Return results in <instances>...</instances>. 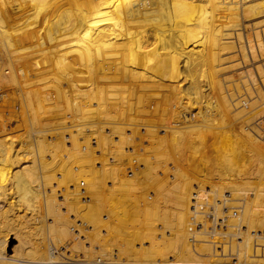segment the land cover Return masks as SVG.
<instances>
[{"label": "rangeland", "instance_id": "rangeland-1", "mask_svg": "<svg viewBox=\"0 0 264 264\" xmlns=\"http://www.w3.org/2000/svg\"><path fill=\"white\" fill-rule=\"evenodd\" d=\"M68 4L69 3L63 4V7L64 8L66 7V8L65 9L63 7L62 8L65 11L66 10H72L74 8L73 6H72L73 8L71 7V3L69 4L70 7ZM62 8H61V11L63 10ZM80 8L83 9L84 7H80ZM244 24H247V23H244ZM250 38L253 40L252 36ZM232 40H234V42H235V39H232ZM252 43H253V41H252ZM234 50H237L236 46H235ZM29 52H30V54H29ZM29 52H26V54L25 53L22 54V55L25 54L24 62H23L24 57L22 55L20 56V54L16 55V56H19V58L18 57L16 58L15 54H13L15 56V58H14L15 60H13V59H9L7 52L1 53V55L3 54V59L0 62V81H1L0 82V120L2 121V119H3V122H5L4 126L6 127V128L4 127L2 129V131L0 130V140L3 141L5 139L6 140L8 139L9 141L5 142L6 145H8L9 144L8 142H10V141L12 142L16 137L17 139H19V141H17V140H16V142H15V140L13 141V144L15 145V146H13L15 149L13 148V150H17L18 148H20L19 152H20V150H22V151L34 150V152L37 150V153L39 154L40 161H41V162L39 161L40 164L38 161H37V163H38V166L39 165L42 166L41 169L40 168L38 169V171L36 169L34 170L36 177L40 176L41 179L39 178L37 180V182L35 183V185L33 184V187L35 188V190H37L38 195H39V199H40L39 203H36V205L39 207V209L37 211H35L32 214L33 215L32 216V215H30L31 213H28L24 209H21V206L16 205L15 206L16 208H14V210L10 214L11 216L9 215V217H8V219H9L8 224L9 225L7 226L8 227L7 231L10 234L7 231L6 232H7V234H9V237L13 238L15 235H18L19 238L22 239L26 235L27 236L26 242L29 241V243H30V244L27 243L28 245H26V243H25L24 246L27 247L28 249L31 247V249H29L30 250L29 255L34 257V258L31 259L30 256L28 257V253H25V255L22 253L23 258L27 261L28 264H34L32 262H35V261H41V262L45 261V257H46L45 254L41 253L43 251L42 249H44L43 248L44 246L47 250L46 251L47 257L51 256L54 258V260L56 262L58 261L57 263H54V264H69V263L72 264L69 261V260H71L70 259L71 256L73 259L76 258L75 261H77V258H83L86 260H95L97 258L111 260L112 257L113 258L115 257V258H118V259H116L118 261H125V262H130V263H135V264L148 263L152 260L154 261L157 259H163L166 256H170V257H173L175 259V260H173L174 263H172V264H205V262H208L209 260H211L213 258L214 252H213L212 246H210L209 243L203 242V243L199 244L198 246H194V248H193L190 246V244L187 241V238H188L187 228L189 226V220H190L191 216L196 218V219H200V217L198 215H197L198 217L196 216V214H197L196 212H194V214H193V212L190 210L191 209L190 208L191 207V199H193L192 195L195 193L199 194L198 196L196 195V197H195L196 205L198 206V208H196V210L199 213H201L199 210H201V208L204 210L206 205H210V206L212 205L214 208V212L218 211V209L221 208L220 205H228L229 210L231 209L232 212H235L234 213L235 217L230 216V218H229V224L231 225V227L232 226L234 227V231L232 232L233 238L231 237L232 241H231L230 250L232 251V253H236L238 258L253 256L252 244L254 243L255 239H253L254 237L250 236V232L251 231L258 232V231L264 230V226H262V224H264V223H262V220H264V144H262L259 140L257 141V139L255 137H253L251 134H248L246 131H244V126H245V124L246 125L248 124V121L246 120L245 123L244 122L241 123V122H239L240 121L239 119L236 120V117H234V113H231V105L229 104L230 110L227 107L228 104L226 105V103H229L228 101H230V98L234 99V98H236V95L238 96V91L235 87L233 88V86L235 83H238V81H239L238 85L237 84H235V85L241 87L240 82H242V80L240 79V76H242V75L237 73V75L239 77L236 76L234 78L232 76V78H230V79H233V80H231L233 82L230 81L231 85H228V87H227V85H225L224 87L222 86V89L221 88H220L221 90L216 89V92H211L213 90H210L209 95L206 96L207 98L204 97L205 95L202 96L203 100L200 99V102H199L201 105L199 104V106L196 107V109H200V106L202 108L203 107L202 102L206 99L210 103L213 102L214 104H216V106L219 109V112H218V114H215V111H213L214 113L212 115V119L214 122H212V123L214 125L216 124V122L223 124L221 126H223L224 130L219 129L218 131L220 133L225 131L226 132L225 135L221 136L218 139H214V140H217L216 145H215L214 140L211 139L212 143L211 142L209 143L210 139H208V140L205 139V141L208 142V144H209V145H207V143L204 141V136L200 135L202 137V140L199 141L200 144L194 145L193 143H190L188 146L186 145L187 147L180 145V148L176 151H173L171 148L166 147L164 150L165 151L164 154L166 155V153H168L166 155V159H167L166 161L168 162V160H169V162L167 163L165 161V163H167V166L165 164L160 163L161 166H159L158 170L153 174H149L148 168L146 169V167H148V166L144 165L145 166L144 167L142 164H140V163H142V160L144 158H146V159L148 158L147 162L152 161L151 162L152 164L150 162H148L151 164L149 166L153 167V164L157 163L154 160V158H155L154 152L152 153V151H148V150L146 151V149H145V147L147 149L149 147L148 142L149 143L152 141L154 142V140H157L158 142L160 140L165 141L167 139V135L169 134L168 130L169 129L172 130L171 127L173 128L174 126L176 127V125L177 126L182 125L183 121H182L181 116H180L181 120H180V118L176 119L174 117L179 116V114L181 112H184L188 115L189 113L195 112L196 109L195 108L194 109L188 108V107H190L189 105H191L190 101H188L189 104H187L188 102L186 103V99L182 98L183 97L182 94H181L182 97L179 98L181 96L180 93H182L181 92L182 87L181 86L178 87L177 83H173V84L170 83L171 84V86H170V84L166 85V84H162V83L159 84V82H153L151 84V87L147 90L146 89L141 90L140 88H138L135 85H126V87L124 86L125 88H123V90H122V88L119 87L121 92L119 90H113L112 91L109 88L108 89L106 88V91H108V94H111V93L116 94V96L114 97L115 99L122 98V96H125L127 99H131V100H128L129 105L127 106V108H125V111L128 110L129 106H131L130 108H132V109L130 111H127L126 114H127V116L131 115L133 117H136L137 112H139L137 115V118L141 117L140 119L142 120V123H143V124H141V120H140L139 121L140 124H139V126H137V125H128L127 120H121L120 121V119L119 120L117 119L116 120L117 122L116 121H115L116 123L114 122L115 126H117L116 124H118L122 130L125 129L123 131V134L124 135L126 134L125 137H127V135L130 133V132H128L129 127L133 126L129 130L132 132L134 130V132H135V134H133L134 132L133 133L131 132V134L133 136V142L135 141L134 144L136 142L140 143L138 145L137 144L134 145L133 143H131V144H129L130 146L128 144H124L125 146L123 145L122 150H123V152L125 151V153H122L123 156L120 155L121 156V157L119 156L120 158L118 156H117L118 158L114 157L115 155L114 156H112V155L107 156V154L105 152L103 153L102 151L98 150L99 151L98 152V158L103 157V158H101L102 160H104L105 157L108 159L111 158V161L109 162L108 166L112 167V168L117 167V168H119L118 170L121 169L120 171H117V172H119L118 178H121V180L124 181L125 185L121 186V187H116L115 185H112V183H113L112 181H114L112 177L107 176L106 179L108 178V180H106L105 177H104V179L102 178L103 176L96 178V176H95L96 174H94V176H95V178H94L93 174H90V172H89V171H92L91 173H93L94 171L99 172L103 167V165L101 163L103 161L101 159H100V162L97 160L98 159L96 157L97 151L94 149L95 147L92 145V139H95L98 137V135H97L98 130H99L98 128H102L105 136L110 135L109 129L108 130L106 129L107 126H105V124L103 125V122L100 123V120H98L97 118L94 117V119H91L92 120L91 122H93V120L95 121L92 123L94 126V127L92 126L94 130L91 128L92 131L89 132L88 137H87V135L86 136L82 135L84 137H82L81 135L77 136V138L80 137V138H78L79 143L81 142V143L85 144V142H88L86 147L88 150L91 151V153H90L91 155L88 156L86 162H82L80 165L78 164L79 160L75 159L78 161L77 164L80 166V170H78V171H77V166H75L76 161L72 160V158L74 159V155H75V151L70 146L71 145L70 140L72 139V135L70 134V132H68L70 129L67 131L66 129L64 130V128H63V127H65L64 122H69V125H70V123L73 125L77 121L76 117L78 116L77 118H79V115L74 111L75 107L73 106V103H75L74 102L75 100H70L71 99L70 98L69 101H67L69 103H67L64 99V96H68V95L72 94L71 88L69 89L70 85L69 84L65 85L69 81L70 76L72 75V71L70 69H66L57 75L53 71L54 70H56V72L60 71V67L57 68L55 66L56 64L53 63V64H49L53 67L51 68V66H49V68H48V66H47L46 62L43 60V58H42L43 61H41V57H38V56H40V53L35 54V53H33V51H29ZM59 52H60V54L63 53V51H59ZM232 54H235L234 59H236V62H234V63H240L239 66L235 67V68H238V70L240 71L239 68L242 67L244 64L240 62V56L238 55L239 58L237 57L238 53L236 54V52H234ZM6 57L8 60L6 59ZM26 58H28V59H26ZM38 58H40L39 62H38ZM21 59H22L23 64L22 63L20 64ZM35 59L37 60L39 65H37L36 61L35 62L33 61ZM7 61H8V63H10V66H12V69L9 66V64L6 63ZM10 61H12V63L15 62L14 63L15 68L13 67L14 64L12 65ZM237 61H239V62H237ZM27 62L31 63V65H29V63H27ZM33 62H34V64H33ZM41 62L44 64V66L42 65ZM251 62L252 61L247 60L245 63V66H243L242 69H245V70L248 69L246 71L249 74H251V72L252 73L254 72V74H252V75L255 76L256 71L253 69L251 70V66H250ZM16 63H17V65H16ZM261 63H264V59L261 60ZM24 64H26L27 67ZM32 64H33V66H32ZM241 64H243V65L241 66ZM85 65H86V63L79 64L77 66V71H80V69H84ZM28 66L29 67L32 66V67H30L31 71L29 70ZM16 67H18V68L16 69ZM23 67L25 68V70H23L24 69ZM18 69H19V71H16ZM26 69L30 72H28ZM12 70H15V71H12ZM233 70H234V67L229 68V70H228L229 72L227 70L225 72L222 71L223 73L219 72L218 74L221 77L218 78V76H217L216 80L219 79L218 81L220 82V81H223L225 79L229 82V80H230L229 76L232 75V73L235 71L238 72L237 69L235 71H233ZM249 70H251V72ZM25 72H27V74ZM17 73H18L19 77L17 76ZM29 73L31 75H29ZM56 75H57V77L55 78ZM13 76H14V78H13ZM21 76H22V80L20 81L19 78H21ZM68 76H69V78H68ZM58 78H60L61 80L59 79L60 80L59 81ZM66 78H68V79H66ZM8 80H9V82H8ZM24 80H27V81H25L26 82V88L21 87V86H25ZM79 80H80V83H84V82L86 83V81H88L87 76H83V75L82 76L80 75ZM17 81L21 82V86H20V83L18 84ZM22 83L24 85H22ZM61 84H64V87ZM158 84L160 86V89H159ZM175 85L177 86L178 89L175 87ZM27 86H29V87H27ZM132 86H134L136 88H134ZM154 86L156 87V89ZM165 86H168V87L165 88ZM58 87L60 90L57 89ZM129 87H131V88H129ZM65 88L67 89V92H66ZM169 88H170V90H169ZM223 88L228 91L229 95L227 94L226 91L224 92ZM151 89H152V92H150ZM166 89H168V90H166ZM179 89H180V91H177ZM154 90H155V92H154ZM257 90L259 91V88H257ZM257 90H256V92H257ZM28 91L30 94H28ZM58 91H60L61 94ZM109 91H110V93H109ZM117 91H119V92H117ZM140 91H142V93ZM62 92H64V94ZM136 92H138V93L136 94ZM144 92H146V93H144ZM16 93H17V95H16ZM50 93H52V95ZM121 93H123V94H121ZM139 93H141V94H139ZM177 93H179L178 96H177ZM59 94L62 96H59ZM65 94H67V95H65ZM120 94H121V96H120ZM219 94H220V96H219ZM253 94H255V93L253 92ZM44 95H46V96H44ZM172 95L175 98L173 100H172V98H169V97H173ZM128 96L130 98H128ZM139 96H141V97H139ZM223 97L227 101L224 104V107H226V111L224 110V107L222 105L224 103L222 101L224 99ZM48 98H50V99H48ZM146 99H148V100H146ZM220 99H221V101H220ZM169 100H172V102L175 101L176 102V103L174 102L175 105ZM181 100H182V102H181ZM260 101L262 102V100H258V103ZM113 102H115V101H113ZM184 102L186 103V106H184L185 105ZM251 102L253 103V100ZM220 103H222V104H220ZM81 104L83 105V103H81ZM81 104L79 103V105H81ZM27 105H30V107L33 110H31V109L28 110L26 107ZM71 105H72V107H71ZM182 105L184 106V108H188L192 112L190 111L188 113V111H186V109L182 108L183 107ZM58 106H60L61 108L59 107L60 108L59 109ZM169 106L171 107L170 109H169ZM234 106H235V104H234ZM165 107L169 113L167 112V110H165ZM68 108H71L70 113L73 112V116H72V114L69 113V111H67ZM72 108H73V111H72ZM25 109L27 110V112L25 111ZM173 109L176 112L178 110H180L181 112L178 111L180 113L177 112V115H174V114H176V112ZM165 111H166V113H164ZM172 111L174 113H172ZM25 112L27 113V115ZM32 112H34L36 116H34V115L32 116ZM162 114H164V115H162ZM166 114L167 115L170 114L169 115L170 117L169 116H167V118L164 117V116H166ZM236 114L237 113H235V115ZM217 115H218V118L223 123L219 122L220 120H217ZM63 116H64V118H63ZM171 116H172V118H171ZM215 116H216V122L214 120ZM71 117L73 120L70 119ZM30 119L32 121H30ZM150 119H151V121H150ZM207 119H208V117H207ZM73 121H75V122H73ZM152 121L154 122V127L152 125L153 124ZM170 121L173 123H171ZM174 121H177V122H174ZM178 121H181L180 122L181 124ZM97 122L99 123V125L97 124ZM151 122H152V124H150ZM169 122H170V126H169ZM33 123H34V125H33ZM147 123L150 124L151 126L148 125ZM66 124L68 125V123H66ZM132 124H134V123H132ZM164 124H166V125H164ZM187 124L188 123H184L182 126L187 125ZM28 125H30V127H28ZM31 125H33V126L31 127ZM34 126H35V128H34ZM57 126H58V128H57ZM140 126H142L141 127L142 129H140ZM146 126L148 129H146ZM166 126H168V127H166ZM27 127H28V129H27ZM134 127L135 128L137 127V128L135 129ZM164 127L167 129H165ZM228 127H230V128H228ZM60 128H62V129H60ZM73 128H75V127H73ZM149 128L150 129L153 128V129L150 130ZM42 129L44 130V132L40 131ZM131 129H133V130H131ZM154 129H155V131H154ZM30 130H32V132ZM96 130H97V132H96ZM151 131H153V132L157 131L156 136H158V138H156L155 133H153V132L148 133ZM167 131H168V133H167ZM164 134H165V136H164ZM50 135H52V136H50ZM145 136H146V140H141V138L145 139ZM149 136L150 137L152 136V137L150 138ZM114 139H115L114 135H112L110 137V141L115 143ZM147 139H151V141H149ZM245 139H247V141ZM96 141L97 140H95V143H96ZM157 141H155V143ZM141 142L144 144H142ZM18 143L20 144V146L18 145ZM47 143H49V144H47ZM204 143H206V144H204ZM139 145H141V146H139ZM191 145H192V147H191ZM38 146H39V148H38ZM127 146H129L130 148ZM210 146H211V148H210ZM7 147H9V146H7ZM21 147H23V148H21ZM218 147H219V149H218ZM131 148L134 149V153H136V156H133V157L136 158L138 164L142 165L143 169L138 171L132 177H128L124 172V166L127 164L131 165L130 164L131 157L126 152L127 149L129 150ZM138 148H139V150H138ZM193 148H194V151H193ZM114 149L115 148H112L111 151H113V152L117 151L116 149L114 151ZM124 149H126V150H124ZM140 149H142V152H143L142 154H141ZM94 150H95V152H94ZM149 150H151V149H149ZM139 151H140V153H139ZM71 152L72 153L74 152V155H72ZM99 153L102 156L99 155ZM126 153H127V157L124 156V155H126ZM145 153L148 157L143 156ZM22 154H24V153H22ZM151 154H153V155H151ZM26 155L27 154H24L23 157H25ZM29 155H27V156L29 157ZM138 155L139 156L142 155L143 159L141 158L142 160H140ZM221 155H223V156L221 157ZM27 156H26V158H27ZM190 156H192V157H190ZM68 157H69V159H68ZM44 160H46V163L42 162ZM208 160H209V162H208ZM210 160H212V161H210ZM26 162H27L26 165H29L30 160L29 161L26 160ZM99 163H101L100 167H98V165H97ZM207 163H208V165H207ZM22 166H24V163L21 164V167ZM70 167H71V169H70ZM154 167H155V165H154ZM70 170H71V172H70ZM82 170L86 175L84 173L82 174ZM67 172H69V173H67ZM174 172L175 173L179 172V173H178V175H176ZM66 173L69 175L68 177H65L67 175ZM74 173H75V175H74ZM79 173H81V174H79ZM172 174L174 175V178H172L170 180V178L173 176ZM97 175H98V173H97ZM150 175H153V176H150ZM156 175L157 176L159 175V176L155 177ZM184 175H185V177H184ZM247 175H248V177H252V178H246ZM55 177H56V179H55ZM78 177H80V178L78 179ZM90 177H91V180L89 179ZM123 178H125V179H123ZM244 178H246V179H244ZM92 179H93V181H92ZM82 180L85 181V183L83 185H80V182ZM129 180H131L132 182L130 181V183H129ZM105 181L107 183L110 182L111 185L110 184L107 185V183ZM127 183L130 185H128ZM55 185L58 187L55 188ZM114 188H117V189H116V191L114 190L112 193L111 190ZM6 189H10V186H7ZM53 189L55 190V192ZM96 191H97V193H96ZM227 193H229V196H226ZM109 196H111V197L109 198ZM10 197L11 196L9 195L6 198V200H4L3 202H0V208L1 209H8ZM105 197L108 200L107 202H104L106 200ZM109 200H111L110 201L111 206H112L111 208H110V205L106 204L109 202ZM117 200H118V202H117ZM112 201L113 202L116 201L115 202L116 205H115V203H112ZM45 202H46V205H48L49 204L48 202H50V205H48V211L51 208H52L51 209L52 211L48 212L45 210V208H44ZM119 202L123 205L122 208H121V204ZM216 202L219 203V206L216 205ZM20 203H21V201H20ZM52 205H53V207H52ZM63 206H65V207H63ZM106 206L109 209L108 211H111V212L104 211L105 209L107 210ZM217 206H218V209H216ZM115 207L117 209H115ZM43 208H44V210H43ZM64 208H65V210H64ZM125 208H126V210H125ZM118 209L123 210L124 212L122 211V212H120V214L118 212V213H116L117 215L113 214L116 211H120ZM51 212H52V214H51ZM44 213H45V215H44ZM107 213H109V214H107ZM121 214H122V216H120ZM29 215H30V217H29ZM83 215L86 216V218ZM21 216H23V217H21ZM118 216H120V217H118ZM90 217H91V219H89ZM127 217H128V219H127ZM22 218L25 219L26 222ZM13 219H14V221H12ZM259 219L261 220V222L259 221ZM15 220H17L19 223ZM20 220H22V221H20ZM27 220H29V221H27ZM16 222H17V224H16ZM52 222L54 224H52ZM23 224H24V226H23ZM17 225H19L20 228ZM42 225H44L45 227ZM240 226L241 227L245 226V229H247V230H245L244 232H241L239 230V232H238L237 229H240ZM42 227H44V228H42ZM62 228H65L63 230H66V233H64ZM11 230H14V231H11ZM24 230L26 233L24 232ZM22 232L24 234H22ZM60 232H62V233H60ZM232 233L229 232V234H232ZM61 234H63V235H61ZM65 234H66V236H64ZM238 238H239V240H238ZM10 241L11 240H8V242H10ZM53 241H54V243H53ZM257 241L258 240H256V243H259V245L262 244L261 240H259L258 242ZM12 244H11L12 246H14V245L17 246L18 241L13 238ZM48 246H50V247H48ZM262 247H264V245H262ZM69 253H72V254L69 255ZM255 253H256V256L260 255L262 258L251 257L252 258L251 261L264 263V251L261 252V249H257L255 251ZM84 255H85V257H84ZM31 260H33V261H31ZM216 261L217 260H215V262ZM223 261H225V260L219 259L217 262H223ZM111 262H115V260L113 261V259H112Z\"/></svg>", "mask_w": 264, "mask_h": 264}, {"label": "bare ground", "instance_id": "bare-ground-1", "mask_svg": "<svg viewBox=\"0 0 264 264\" xmlns=\"http://www.w3.org/2000/svg\"><path fill=\"white\" fill-rule=\"evenodd\" d=\"M64 3H69V4L71 3V7L73 6L74 8L72 7L73 8L72 10H66L65 11L64 9L66 7L65 8L63 7ZM69 7H70V5H69ZM80 7H84V8L81 9ZM61 8L63 9L62 11H61ZM244 23H247V24H244ZM250 35L253 37V40L250 38L251 37ZM232 39H235V42ZM252 41H253V43H252ZM235 46H236L237 50H234ZM29 51H33V53H35V54L40 53V56H38V57H41V61L44 60L46 62L48 68H49V66H51L49 64H53V63L56 64L55 66L57 68L60 67V71H58L59 69L57 70L58 72H56V70L53 69L54 70L53 72H55L57 75L66 69H70L72 71V75L70 76L69 81L65 84V85H68V84L70 85V87L69 86L68 87H69V89L71 88L72 94H70L68 96H64V99L66 102L69 101L70 98H71L70 100H75L74 101L75 103H73V106L75 107L74 111L79 115V118H77L78 116L76 117L77 121L73 125L71 123L69 125V122H64L65 127H63L64 130L66 129L67 131L70 129L68 132H70V134L72 135V139L70 140L71 141L70 146L75 151V155H74V152L73 153L71 152L72 155H74V159L72 158V160H75V159L79 160L78 164L80 165L82 162H86L88 156L91 155L90 154L91 151L88 150L86 147L88 142H85V144L81 143V142L79 143L78 138H80V137L77 138V136L78 135H81V136L87 135V137H88L89 132L92 131V129L94 127L92 123L95 121L93 120V122H91L92 121L91 119H94V117L97 118L98 120H100V123L103 122V125L105 124V126H107L106 129L107 130L109 129V132H110V135L105 136L102 128H98L99 129L98 134H97L98 139L96 138L97 139V141H96L97 146L94 149L96 151L100 150L103 153L105 152L107 154V156L108 155H112V156L115 155L114 157H117V156L119 157L120 155L123 156L122 153H125V151L123 152V150H122L123 145L124 144L129 145L131 143L134 144L135 141L133 142V136L131 134L132 131H129L130 128L133 126L129 127L128 132H130V133L127 135V137H125L126 134L125 135L123 134V131L125 129L122 130L118 124H116L117 126L114 125L117 122L116 120L117 119L118 120L120 119V121L121 120H127L128 125L139 126V124H140L139 121L141 120L140 119L141 117L137 118V115L139 112H137L136 117H133L130 114H129L130 116H127L126 112L130 111L132 108H130L131 106H129L127 111H125V108H127V106L129 105L128 100H131V99H127L125 96H122V98H119V99L118 98L115 99L114 97L116 96V94H113V93L108 94V91H106V88L107 89L109 88L112 91L113 90H119L120 91V88H122V90H123V88H125L126 85H135L138 88H140L141 90H143V89L147 90L151 87V84L153 82H159V84L162 83V84H166V85L170 84V83L171 84L177 83L178 87L179 86L182 87V89H181L182 93H180V95L182 94L183 97L181 95L179 98H181V97L185 98L186 103L188 101H190L191 105H189L190 106V107H188L189 109L190 108L196 109V107H198L200 104L199 102H200V99H202V96L205 95L204 97H206L209 95L210 90H213L211 92H216V89H220V88L222 89V86L224 87V85L228 83V81L225 79H224L225 81L223 80L220 82L218 81L219 79L216 80L217 76H218V78L221 77L218 74L219 72H222V71L225 72L226 70L228 71L229 68H233V67H234L233 71H235L236 69L238 70V68H235V67L239 66L240 63H234V62H236V59H234L235 54H232V53L236 52V54L238 53L237 57H238V55L240 56V62L244 64L243 66H245V63L247 60L252 61L250 66H251V69L256 71L257 78L254 77V75H252V74H254V72L252 73L251 70H249L251 72V74L247 73L249 75L245 74L243 76H240V78L246 76V79H244V80L241 79L242 80V82H240L241 87L235 85V84L238 85L239 81H238V83L234 84L233 88L235 87L238 91V96L236 95L235 99L238 101L241 98L242 99L247 98V100H249V101L253 100L254 104L253 103L250 104L251 107L258 106L257 105L258 100L264 101V63H261V60L264 59V0H0V52L1 53L7 52L9 59L15 60L14 58L17 54L18 55L20 54V56H21L23 53L26 54V52H29ZM59 51H63V53L60 54ZM13 54H15V56ZM25 54L22 55L24 57L23 62L25 59ZM29 54H30V52H29ZM17 57L19 58V56H16V58ZM28 58H26V59H28ZM42 58H43V60H42ZM2 59H3V54L0 55V62ZM6 59H7V57H6ZM20 61H21L20 64L21 63L23 64L22 59ZM33 61L37 62L36 59ZM39 61H40V58H38V62ZM10 62L12 65L15 63V62L12 63V61H10ZM34 62H33V64H34ZM38 62H37V65H39ZM237 62H239V61H237ZM6 63H8V61ZM17 63H16V65H17ZM27 63H29V62H27ZM81 63H86V65H85L84 69H80V71H77V66ZM8 64L10 66V63H8ZM33 64H32V66H33ZM24 65L26 66V64H24ZM29 65H31V63H29ZM42 65L44 66L43 63H42ZM32 66H30V67H32ZM10 67L12 69V66H10ZM13 67L15 68V64ZM18 67H16V69ZM30 67H29V70H30ZM52 67L53 66H51V68ZM23 70H25V68ZM246 70H248V69H246ZM12 71H15V70H12ZM16 71H19V69ZM30 71H28V72H30ZM18 73H17V76H18ZM25 73L27 74V72H25ZM242 74L243 73H240V75H242ZM29 75H31V74L29 73ZM57 75L55 76V78L57 77ZM80 75L81 76L82 75L87 76L88 81H86V83L84 82L85 84L80 83V80H79ZM230 76H229V79L232 78V75H230ZM13 78H14V76H13ZM68 78H69V76H68ZM68 78H66V79H68ZM19 79L21 81L22 76ZM59 79L60 78H58V80ZM231 80H233V79H230L229 82ZM25 81H27V80H24V82ZM8 82H9V80H8ZM231 82H233V81H231ZM19 83L21 86V82H18V84ZM257 83H260L261 87H260L259 91L256 89L258 93L255 92V94H253L252 87H253V85H256ZM159 84H158V86H159ZM171 84H170V86H171ZM22 85H24V84L22 83ZM61 85L64 87V84H61ZM229 85H231V84H229ZM29 86H27V87H29ZM21 87L26 88V82H25V86H21ZM132 87H134V86H132ZM167 87L168 86H165V88H167ZM175 87L177 88L176 85H175ZM227 87H228V85H227ZM129 88H131V87H129ZM134 88H136V87H134ZM241 88H243V89H241ZM57 89L60 90L59 87ZM155 89H156V87H155ZM159 89H160V86H159ZM65 90L67 92L66 88H65ZM166 90H168V89H166ZM169 90H170V88H169ZM223 90H224V88H223ZM119 91H117V92H119ZM177 91H180V89ZM58 92L61 94L60 91H58ZM64 92H62V93L64 94ZM140 92L142 93V91H140ZM150 92H152V89ZM154 92H155V90H154ZM109 93H110V91H109ZM137 93L138 92H136V94ZM141 93H139V94H141ZM144 93H146V92H144ZM28 94H30L29 91H28ZM50 94L52 95V93H50ZM60 94H59V96H62ZM121 94H123V93H121ZM121 94H120V96H121ZM178 94L179 93H177V96H178ZM16 95H17V93H16ZM65 95H67V94H65ZM44 96H46V95H44ZM219 96H220V94H219ZM139 97H141V96H139ZM128 98H130V97L128 96ZM169 98H172V100L175 99L174 96L169 97ZM48 99H50V98H48ZM232 99L230 98V100H232ZM146 100H148V99H146ZM172 100H169V101L172 102ZM113 101H115V102H113ZM220 101H221V99H220ZM222 101L224 103L222 102L223 104L222 103H220V104H222L224 107V104L227 101L225 98ZM174 102H172V103L175 105L176 102L175 103ZM181 102H182V100H181ZM228 102L229 103H226V105L228 104L227 107L230 110L229 104H231V103H230V101H228ZM67 103H69V102H67ZM79 103L80 104L83 103V105L82 104L79 105ZM186 103L184 106H186ZM187 104H189V102ZM202 105H203L202 108H204L205 110L203 111V109L200 106V109H196V111H195L196 113L195 112L189 113L191 110H189L188 108H184V106L182 105L183 106L182 108L186 109V111H188V113L190 114L189 119H192V120L188 121L187 125L182 126L185 123L184 121H187L189 119H187L186 113L178 110L181 113L177 111L180 114H179V116H175L174 118L178 119L181 116L182 121H183L182 125L181 126L178 125L179 127L177 125H176V127L175 126L173 128L171 127L172 130H170V129L168 130L169 134L167 135V139L165 138L166 139L165 141L159 139L160 140L159 142L157 140H154V142L152 141L150 143L148 142L149 147H148V149L145 147V149H146V151L148 150V151H152V153L154 152V157H155L154 160L157 162V163L153 164V167L149 166L152 164L151 163L152 161L151 162L148 161L151 163L150 164L147 162L148 158L147 159L142 158L143 156L148 157L146 155V153L143 156L140 155L141 157L138 155L140 160L143 159L142 163H140V164H142L143 166L144 165L148 166V167H146V169L148 168L149 174L155 173L158 170V167L161 166L160 163L165 164L167 166V163L169 162V160H168V162L166 161L167 160L166 155L168 153H166V155L164 154L165 153L164 150L166 147H169L173 151H176L180 148V145H183L185 147L186 145L188 146L190 143H193L194 145L200 144L199 141L202 140V137L200 135L204 136V141H205V139L206 140L210 139L209 143L210 142L212 143V140L218 139L221 136L225 135V133H226L225 131L221 132V133L218 131L219 129H222V130H224V129H223V126H221L223 124L216 122V116L214 119L216 122V124H215L216 126L212 123V122H214L212 119V115L214 113L213 111H215V114H218V112H219V109L216 106V104H214L213 102L210 103L206 99L202 102ZM60 106H58V108ZM170 106H169V109L171 108ZM26 107L28 110H30V109L33 110L30 107V105H27ZM71 107H72V105H71ZM70 109L71 108L67 109V111H69V113H70ZM259 109L261 111H264V107H261V108L259 107ZM165 110H167L166 107H165ZM224 110L226 111V107H224ZM25 111L27 112L26 109H25ZM72 111H73V108H72ZM167 112H168V110H167ZM177 112L174 115H177ZM164 113H166V111ZM172 113H174V112L172 111ZM70 114H72V116H73V112H71ZM26 115H27V113H26ZM33 115L36 116L34 112H32V116ZM162 115H164V114H162ZM169 115L166 114V116H164V117L167 118V116H169ZM237 115H238V113L236 115L234 114V117H236V120L239 119L240 120L239 122L245 123L246 120L244 118H241L240 116L237 117ZM207 117H208V119H207ZM63 118H64V116H63ZM171 118H172V116H171ZM181 118H180V120H181ZM70 119H72V117ZM217 120H220L218 118V115H217ZM30 121H32V120L30 119ZM150 121H151V119H150ZM73 122H75V121H73ZM152 122L150 124H152ZM170 122H169V126H170ZM174 122H177V121H174ZM178 122L180 123L181 121H178ZM219 122L223 123L221 120ZM66 123H68V125ZM132 123H134V124H132ZM171 123H173V122H171ZM4 124H5V122H3V119H2V121L0 120V130L1 131L5 127ZM97 124L99 125L98 122H97ZM141 124H143L142 120H141ZM150 124H148V125H150ZM33 125H34V123H33ZM33 125H31V127ZM152 125L154 127V122ZM164 125H166V124H164ZM35 126H34V128H35ZM28 127H30V125H28ZM28 127H27V129H28ZM73 127H75V128H73ZM141 127L142 126H140V129H142ZM166 127H168V126H166ZM57 128H58V126H57ZM228 128H230V127H228ZM60 129H62V128H60ZM146 129H148L147 126H146ZM152 129H150V130H152ZM165 129H167V128H165ZM131 130H133V129H131ZM30 131L32 132V130H30ZM40 131L44 132L43 129ZM154 131H155V129H154ZM168 131H167V133H168ZM96 132H97V130H96ZM133 132H134V130H133ZM152 132L153 131L148 132V133H152ZM156 132H153V133H155V136H156ZM133 134H135V132ZM112 135H114L115 143L110 141V137ZM50 136H52V135H50ZM84 136H82V137H84ZM164 136H165V134H164ZM156 138H158V136H156ZM5 140H3V141L0 140V202H3L4 200H6V198L9 195L11 197H10L8 209H1L0 208V264H28L22 255V253L24 255H25V253H28V257L30 256L29 255V252H30L29 249H31V247L28 249L27 247L24 246L25 243H26V245H28L27 243H29V241L26 242L27 241L26 235L24 237L22 236L23 237L22 239L19 238L18 235H15L13 238L18 241L17 246H15V245L12 246L13 244L11 246L10 245L8 246V244H9L8 240H13L12 237H9L10 233L7 231V229H8L7 226L9 225L8 224V222H9L8 217L12 213L14 208H16L15 207L16 205L21 206V209H24L26 212L31 213L30 215H32L35 211H37L39 209V207L36 205V203H39L40 199H39V195H38L37 190H35V188L33 187V184L35 185L37 180L40 178V176L36 177L34 170L36 169L38 171V169L39 168L41 169L42 166L39 165L40 166L39 167L38 163H37V161L38 162L40 161V156L37 153V150L35 152H34V150H25V151L20 150V152H19L20 148H18L17 150H13V148H14L13 146H15L13 144V141L14 140H15V142H16V140L19 141V139H17L15 137V139L12 142L11 141L8 142L9 143L8 145H6L5 142H7L9 140L8 139L6 141ZM141 140H146V136H145V139L141 138ZM147 140L151 141V139H147ZM245 140L247 141V139H245ZM155 141H157V142L155 143ZM214 141H215V145H216L217 140H214ZM206 143H207V145H209L208 142H206ZM206 143H204V144H206ZM47 144H49V143H47ZM135 144L138 145L140 143L136 142ZM142 144H144V143H142ZM262 144H264V143H262ZM18 145L20 146L19 143H18ZM7 146H9V147H7ZM129 146H127V147H129ZM139 146H141V145H139ZM191 147H192V145H191ZM21 148H23V147H21ZM38 148H39V146H38ZM112 148H115L117 150V151H115V149H114V151L117 154L115 152L111 151ZM210 148H211V146H210ZM149 149H151V150H149ZM218 149H219V147H218ZM95 150H94V152H95ZM124 150H126V149H124ZM138 150H139V148H138ZM127 151H128V149L126 150V152ZM193 151H194V148H193ZM22 153L27 154V155L30 154V155H29V157L26 155L27 156V158H26V156L23 157L24 154H22ZM139 153H140V151H139ZM142 153L143 152L141 150V154ZM99 155H101V154L99 153ZM151 155H153V154H151ZM124 156L127 157V153ZM222 156L223 155H221V157ZM96 157L98 158V153H97ZM190 157H192V156H190ZM101 158H103V157H101ZM101 158H98L97 160L100 162ZM68 159H69V157H68ZM26 160H28V161L30 160V163L28 162L29 165H26V163H27ZM77 160H75L76 162L75 161L74 162L76 164L75 166H77V171H78V170H80V166L77 164V162H78ZM102 161H103V162H101L103 165V167L101 166L102 169L99 172L94 171L93 173H91L92 171H89L90 174H93V176H94V174H96L95 175L96 178L103 176L102 177L103 179H104V177L106 179L107 176H110L114 180V181H112L113 182L112 185H115L116 187L124 186L125 185L124 181L121 180V178H118L119 172H117V171H120L121 169L118 170L119 168H117V167L112 168V167L108 166L109 162L111 161V158L108 159L105 157V159ZM165 161L167 163H165ZM210 161H212V160H210ZM40 162H39V164H40ZM42 162L46 163V160H44ZM208 162H209V160H208ZM23 163H24V166L21 167V164H23ZM101 163H99V164H101ZM154 165H155V167H154ZM207 165H208V163H207ZM99 167H100V165H99ZM70 169H71V167H70ZM70 172H71V170H70ZM67 173H69V172H67ZM83 173L84 172L82 170V174ZM97 173H98V175H97ZM178 173H175V174L178 175ZM79 174H81V173H79ZM74 175H75V173H74ZM68 176L69 175L67 174L65 177H68ZM95 176H94V178H95ZM150 176H153V175H150ZM158 176L156 175L155 177H158ZM91 177L89 178L90 180H91ZM184 177H185V175H184ZM79 178L80 177H78V179ZM172 178H174V175L170 178V180ZM246 178H252V177H248V175H247ZM246 178H244V179H246ZM55 179H56V177H55ZM123 179H125V178H123ZM106 180H108V178ZM92 181H93V179H92ZM130 181L131 180H129V183H130ZM128 185H130V184H128ZM7 186H10V189H6ZM56 187H58V186L55 185V188ZM116 189L117 188L112 189L111 192L113 193V191L114 190L116 191ZM54 192H55V190H54ZM96 193H97V191H96ZM110 197L111 196H109V198ZM105 199H106V197H105ZM20 201H21V203H20ZM107 201L108 200L106 199L104 202H107ZM110 201L111 200H109V202L106 204L110 205V208H111L112 206H111ZM115 202L116 201H114V202L112 201V203H115ZM117 202H118V200H117ZM48 203H49L48 205H50V202H48ZM48 205H46V202H45L44 208L46 211H48ZM115 205H116V203H115ZM122 206L123 205L121 204V208H122ZM52 207H53V205H52ZM63 207H65V206H63ZM44 208H43V210H44ZM51 209L49 211H52ZM115 209H117V208L115 207ZM64 210H65V208H64ZM108 210L109 209L107 207V210L105 209L104 211L107 212ZM118 210H120V209H118ZM125 210H126V208H125ZM122 211L123 210L116 211V212L114 211L115 213H113V214L117 215L116 213L119 212V214H120V212H122ZM108 212H111V211H108ZM51 214H52V212H51ZM107 214H109V213H107ZM30 215H29V217H30ZM44 215H45V213H44ZM120 216H122V214ZM120 216H118V217H120ZM21 217H23V216H21ZM84 217L86 218V216H84ZM89 219H91V217ZM127 219H128V217H127ZM23 220L26 222L25 219H23ZM12 221H14V219ZM15 221H17V220H15ZM20 221H22V220H20ZM27 221H29V220H27ZM259 221L261 222L260 219H259ZM17 222H16V224H17ZM262 223H264V220H262ZM52 224H54V223L52 222ZM17 226L19 227V225H17ZM23 226H24V224H23ZM42 226H44V225H42ZM262 226H264V224H262ZM44 227H42V228H44ZM63 229H65V228H62V230ZM6 231L9 234H7ZM11 231H14V230H11ZM63 231H64V233H66V230H63ZM24 232H25V230H24ZM60 233H62V232H60ZM22 234H24V233L22 232ZM63 234H61V235H63ZM64 236H66V234ZM53 243H54V241H53ZM48 247H50V246H48ZM43 248L44 249H42L43 251L41 253L45 254V256H46L45 261L44 260H43L44 262L35 261L32 263H34V264H54V263H57L58 261L56 262L53 257H51V256L47 257V255H46L47 250H46L45 246ZM70 254H72V253H69V255ZM30 257H31V259L34 258L32 256H30ZM84 257H85V255H84ZM70 259H73L72 256ZM116 259H118V258H116ZM31 261H33V260H31Z\"/></svg>", "mask_w": 264, "mask_h": 264}, {"label": "built area", "instance_id": "built-area-1", "mask_svg": "<svg viewBox=\"0 0 264 264\" xmlns=\"http://www.w3.org/2000/svg\"><path fill=\"white\" fill-rule=\"evenodd\" d=\"M1 55V52H0ZM243 65V64H241ZM242 67H240V71L238 72H233L232 76L235 78L237 76V73H243V75L247 74V71L245 69H242ZM242 69V70H241ZM252 70V69H251ZM249 75V74H247ZM257 78V74L255 72V76ZM240 79H246L245 77H241ZM231 84L230 82H228L225 85H229ZM224 85V86H225ZM261 85L260 83H257L256 85H253L252 89L253 92H256V89L259 88L260 89ZM243 89V88H241ZM224 91L227 92V90L224 89ZM227 94L229 95V93L227 92ZM256 99V98H255ZM257 100V99H256ZM230 105H231V113H238L237 117L240 116L241 118H244L245 120L248 121V124L244 126V131H246L248 134H251L253 137H255L257 140H259L261 143H264V111H261L259 109V107H264V101H260L259 103H257L258 106H253L251 107V101L247 100V98L245 99H240L239 101L236 100L235 98L231 101L230 100ZM238 103V104H237ZM235 104V106H234ZM237 104V105H236ZM203 111L205 110L204 108H202ZM196 113V112H195ZM190 118V114L187 115V119ZM192 119H189L187 121H184L185 123H188V121H190ZM98 139V138H97ZM96 138L92 140V145L94 147H96L97 143H95V140H97ZM93 147V148H94ZM142 150V149H140ZM132 152V153H131ZM98 153V151L96 152ZM128 155H130L131 157V162L127 165L124 166V172L128 177H132L134 174H136L138 171L142 170L143 167L142 165L138 164L136 158H134L133 156H136V153H134V149H129L127 151ZM98 167L100 164H97ZM85 183V181H81L80 185H83ZM111 183H107V185ZM228 194V195H227ZM226 196H229V193H227ZM196 195L198 196L199 194L195 193L192 195L191 199V211L196 212V216L198 215L200 217V219H196L194 217L191 216L190 220H189V226L187 228V234H188V238L187 241L190 244L191 247L194 248V246H198L199 244L205 242V243H209L210 246H212L213 248V260H209L208 262H205V264H264L262 262H252V258H262L260 255L256 256L255 251L257 249H261V252L264 251V247H262V245H264V230L262 231H258V232H254L251 231L250 232V236L254 237V243L252 244V248H253V256H249V257H244V258H238V256L236 255V253H232V251L230 250V246H231V237L233 238V231H234V227L229 224V218L230 216L235 217L234 213L232 212V210H229V206L228 205H220L221 208L218 209L219 203L216 202V205H218L216 207V209H218V211L214 212V208L211 205H206L205 209L203 210L201 208V210H199L201 213L197 212L196 208H198V206L196 205ZM225 195V194H224ZM230 211V212H229ZM192 214V215H193ZM194 216V215H193ZM197 216V217H198ZM238 232L239 230L241 232H244L245 230V226L241 227L240 229H237ZM229 232H231L232 234H229ZM208 239V240H207ZM205 240V241H204ZM239 240V238H238ZM256 240H261L262 244L259 245V243H256ZM257 241V242H258ZM216 253V254H215ZM255 255V256H254ZM76 258L69 260L72 264H135V263H130V262H125V261H118L116 260V258H112L113 260H115V262H111L112 260H108V259H101V258H97L95 260H86L83 258H78L77 261H75ZM219 259L221 260H225L223 262H217ZM175 260L173 257L170 256H166L163 259H157V260H152L148 263H140V264H172L174 263ZM215 260H217L215 262Z\"/></svg>", "mask_w": 264, "mask_h": 264}, {"label": "water", "instance_id": "water-1", "mask_svg": "<svg viewBox=\"0 0 264 264\" xmlns=\"http://www.w3.org/2000/svg\"><path fill=\"white\" fill-rule=\"evenodd\" d=\"M11 244H12V240L9 242V244H8V245H10V246H11Z\"/></svg>", "mask_w": 264, "mask_h": 264}]
</instances>
